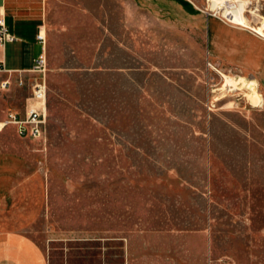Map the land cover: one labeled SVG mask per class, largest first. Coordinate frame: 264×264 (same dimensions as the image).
Listing matches in <instances>:
<instances>
[{"label": "rangeland", "instance_id": "1", "mask_svg": "<svg viewBox=\"0 0 264 264\" xmlns=\"http://www.w3.org/2000/svg\"><path fill=\"white\" fill-rule=\"evenodd\" d=\"M235 1L45 0V71L0 86V122L37 107L42 134L7 124L0 152L44 192L31 235L49 256L264 264V68L211 45L213 21L264 39V0ZM240 77L256 80L260 105Z\"/></svg>", "mask_w": 264, "mask_h": 264}, {"label": "crops", "instance_id": "2", "mask_svg": "<svg viewBox=\"0 0 264 264\" xmlns=\"http://www.w3.org/2000/svg\"><path fill=\"white\" fill-rule=\"evenodd\" d=\"M0 18L14 37L0 44L4 79L16 85L23 80L25 84L35 60L45 52L37 37L40 31L45 33V0H0ZM211 27L216 55L252 69L264 68V39L223 22L213 21ZM25 166L22 157L0 152V264H63V256L70 251L58 249L49 256L31 235L44 192L39 193L38 180H30Z\"/></svg>", "mask_w": 264, "mask_h": 264}, {"label": "built area", "instance_id": "3", "mask_svg": "<svg viewBox=\"0 0 264 264\" xmlns=\"http://www.w3.org/2000/svg\"><path fill=\"white\" fill-rule=\"evenodd\" d=\"M38 40L45 46V33L40 31L37 35ZM14 39L13 35L9 32L5 21L0 18V44H4L8 41ZM46 67V57L45 52L40 54L35 60V64L32 68V72L43 73ZM6 69L2 61H0V73H5ZM18 85L22 86L24 84L23 80H19ZM11 84L9 78L3 79L0 82L2 88H6ZM45 96V86L41 82L35 83L33 85V98L40 102H43ZM45 116L43 110L41 111L37 107H31L27 109L25 118H19L17 114L8 113L5 120L0 122V130L7 124H16L19 134L29 135L32 138L39 137L42 134V128L44 126Z\"/></svg>", "mask_w": 264, "mask_h": 264}, {"label": "bare ground", "instance_id": "4", "mask_svg": "<svg viewBox=\"0 0 264 264\" xmlns=\"http://www.w3.org/2000/svg\"><path fill=\"white\" fill-rule=\"evenodd\" d=\"M220 4L221 7L226 8V10H230V11H235L233 9L239 8V5L238 3H236L235 0H220ZM238 17H240V15H238ZM239 82L242 83L243 87L245 86V88H247V90L249 91L247 92L248 100L254 105H260L262 102V96L258 92L256 80L254 79L245 80L242 77H240ZM226 84H231L235 86L236 84H238V81H236V79H233L231 77H226Z\"/></svg>", "mask_w": 264, "mask_h": 264}]
</instances>
